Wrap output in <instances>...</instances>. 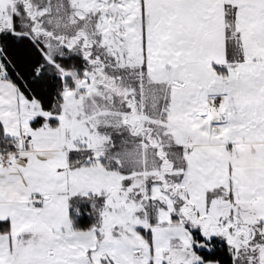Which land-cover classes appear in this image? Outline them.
I'll return each instance as SVG.
<instances>
[{"label": "snow or ice", "instance_id": "1", "mask_svg": "<svg viewBox=\"0 0 264 264\" xmlns=\"http://www.w3.org/2000/svg\"><path fill=\"white\" fill-rule=\"evenodd\" d=\"M0 264H264V0H0Z\"/></svg>", "mask_w": 264, "mask_h": 264}]
</instances>
